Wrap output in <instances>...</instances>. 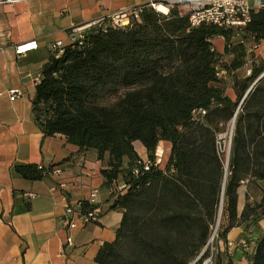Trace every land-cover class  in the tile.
Wrapping results in <instances>:
<instances>
[{
  "label": "trees",
  "instance_id": "16d2710c",
  "mask_svg": "<svg viewBox=\"0 0 264 264\" xmlns=\"http://www.w3.org/2000/svg\"><path fill=\"white\" fill-rule=\"evenodd\" d=\"M250 19L243 28H193L176 10L163 15L145 8L124 27L93 25L42 68L32 101L35 124L44 138L62 135L82 151H95L104 163V188L115 197L111 208L124 212L97 264H191L218 220V238L225 241L233 228L249 230L264 218V195L258 205L247 202L242 213L238 208L245 180L264 183V77L256 83L264 60L254 50L264 42V10ZM220 37L223 54L213 45ZM220 70L228 73L235 100L226 95ZM230 122L226 172L215 131ZM136 142L148 152V169ZM161 142L172 145L163 170L156 162ZM58 167L15 171L35 182ZM80 204L84 212L93 209ZM247 260L264 264V233Z\"/></svg>",
  "mask_w": 264,
  "mask_h": 264
},
{
  "label": "crops",
  "instance_id": "0c3cea01",
  "mask_svg": "<svg viewBox=\"0 0 264 264\" xmlns=\"http://www.w3.org/2000/svg\"><path fill=\"white\" fill-rule=\"evenodd\" d=\"M139 5L138 0H26L0 5V264H97L100 249L115 241L124 212L111 208L115 197L104 188V163L95 151H82L67 137L44 138L33 119L32 101L42 68L52 55L49 44L61 41L69 45L74 28ZM25 42H36L37 48L18 57L15 48ZM213 45L224 53V39H215ZM263 47L264 42L260 52ZM227 79L226 95L235 100L232 81ZM13 91L21 95L11 101ZM157 148L163 170L172 145L161 142ZM134 149L142 161H148V152L140 142L134 143ZM128 162L125 158L124 168ZM28 165H57L61 174L27 181L15 168ZM258 186L264 189V183ZM94 190L99 191V221L75 233L69 231L64 223L67 208L87 201ZM238 195L242 213L246 195L242 191ZM263 233L264 218L249 230L233 228L226 240L218 243L220 251L232 257L229 264H248L247 254ZM70 236L74 242L67 245ZM242 239L248 242L246 248L239 246Z\"/></svg>",
  "mask_w": 264,
  "mask_h": 264
},
{
  "label": "built area",
  "instance_id": "2783aa9c",
  "mask_svg": "<svg viewBox=\"0 0 264 264\" xmlns=\"http://www.w3.org/2000/svg\"><path fill=\"white\" fill-rule=\"evenodd\" d=\"M26 0H0V5H11L17 4ZM141 5L136 8L123 9L118 12L109 13L103 18L85 26L74 28V37L72 43L80 41L83 38L84 32L91 28L95 24L102 22H109L113 27H124L129 25L132 19H139L143 9H153L157 13L168 15L171 10H176L181 16H187L189 19L190 26L195 28L200 25H213L224 29L230 28H243L251 22L252 14L264 10V0H138ZM66 44L61 41H57L49 44L48 49L52 56L59 58L65 48ZM37 48L36 42H29L18 45L15 48L16 55L18 57H24L29 52ZM260 46L255 47V51L258 52ZM255 52V53H256ZM247 75H251V69L246 66ZM219 78L227 77L228 73L224 70L218 71ZM16 95H21L20 92H11L10 100L14 101ZM203 114H205L203 112ZM157 164L161 165L162 157L157 156ZM144 162V161H143ZM146 169H148V161L144 162ZM60 169H54L52 176H60ZM138 174V171H135ZM124 187L120 186L119 191L123 190ZM99 191L94 190L89 199L86 201L93 209L89 211H82L81 204L77 206H69L66 211V217L64 220L67 229L73 233L80 231L87 225L97 223L102 213L101 208L98 206ZM33 197V195H32ZM218 239V237H217ZM74 242L73 237H68L66 240L67 245H72ZM210 243V242H209ZM208 243V245H209ZM241 246L248 244L246 239H242L240 242ZM208 248V247H207ZM205 251L192 263V264H214V258H204Z\"/></svg>",
  "mask_w": 264,
  "mask_h": 264
},
{
  "label": "rangeland",
  "instance_id": "374dc122",
  "mask_svg": "<svg viewBox=\"0 0 264 264\" xmlns=\"http://www.w3.org/2000/svg\"><path fill=\"white\" fill-rule=\"evenodd\" d=\"M252 55H254V53H252L251 56ZM255 55L259 59L264 60V47L262 49V52L258 51L255 53ZM227 59H230V58H227ZM245 75L248 76L247 73H245ZM227 80H229V78ZM227 82H229V81H227ZM114 101H115V99L113 97V98L109 99L108 103H111ZM215 132H216V143H217L218 154L220 155V157L224 163V166L227 169V166L229 165L228 163L230 162V157H231L232 139H233V135H234V124H233V122L220 124L216 128ZM230 145H231V150H230ZM258 185H259V183L253 182L250 180H245L242 183L241 187L238 190V193H239V191H242V193H244V195H246V203L249 202L251 205H258L261 202L262 197L264 195V189H262V187H260ZM221 224H222V219L220 221L218 220L216 222V224L214 225V227H212L213 230H212V234H211V237L209 240L210 243L204 249V251H205L204 258L208 259V258L213 257L214 258V264L233 263L232 257L227 256L225 253L226 251H224V253H222L220 251V248H219L218 243L222 240H220L219 238L217 239V237H219ZM240 242H239V246H241ZM247 246H248V244L246 246L242 245L241 247L246 248Z\"/></svg>",
  "mask_w": 264,
  "mask_h": 264
},
{
  "label": "water",
  "instance_id": "95a60500",
  "mask_svg": "<svg viewBox=\"0 0 264 264\" xmlns=\"http://www.w3.org/2000/svg\"><path fill=\"white\" fill-rule=\"evenodd\" d=\"M263 77H264V74H263V75H262V76L256 81V83H258ZM256 83H255V84H256ZM255 84H254V85H255ZM243 102H244V101L241 102V105L243 104ZM230 150H231V145H230Z\"/></svg>",
  "mask_w": 264,
  "mask_h": 264
},
{
  "label": "bare ground",
  "instance_id": "6f19581e",
  "mask_svg": "<svg viewBox=\"0 0 264 264\" xmlns=\"http://www.w3.org/2000/svg\"><path fill=\"white\" fill-rule=\"evenodd\" d=\"M229 164V163H228ZM228 171V166H227V169H226V172Z\"/></svg>",
  "mask_w": 264,
  "mask_h": 264
}]
</instances>
